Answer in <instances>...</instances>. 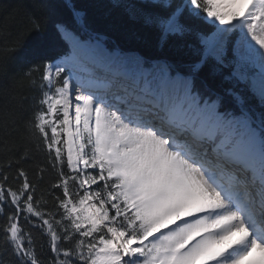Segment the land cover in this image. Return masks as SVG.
<instances>
[{
    "label": "snow or ice",
    "instance_id": "obj_1",
    "mask_svg": "<svg viewBox=\"0 0 264 264\" xmlns=\"http://www.w3.org/2000/svg\"><path fill=\"white\" fill-rule=\"evenodd\" d=\"M142 2L160 11L129 12L159 30L161 45L191 33V20L212 30L196 31L201 47L185 64L150 62L58 25L71 51L30 80L41 96L24 125L55 172V211L43 210L23 170L16 190L7 174L0 180V216L12 208L4 235L20 264H264V113L258 133L243 93L236 116L195 85L205 65L228 68L229 78L251 79L264 107V0ZM72 13L82 27L83 14ZM21 217L46 227L51 260L33 251Z\"/></svg>",
    "mask_w": 264,
    "mask_h": 264
},
{
    "label": "trees",
    "instance_id": "obj_2",
    "mask_svg": "<svg viewBox=\"0 0 264 264\" xmlns=\"http://www.w3.org/2000/svg\"><path fill=\"white\" fill-rule=\"evenodd\" d=\"M172 2L175 5L181 0ZM131 5L160 11L159 8H150L142 0H0V65L7 60L8 67L6 73L0 70V180L7 174L5 187L16 190L23 183V177L18 175L23 170L35 186L34 198L47 202V207L43 209L45 211H55L54 204H58L55 197L60 196L61 192L52 187L56 183L55 172L46 163L43 150L36 149L24 125L37 110L41 96L39 88L31 86L30 80L35 79L39 83L43 65L68 51L58 25L64 24L76 33H83L84 37L98 35L107 45L139 51L148 60L166 57L173 61L182 60L185 64L196 59L194 50L201 47L196 31L212 30L201 20H191V33L169 36L161 45L159 30L133 17L129 12ZM72 8L83 14L82 27L74 18ZM34 19L38 21V26ZM235 39L233 36L228 46L230 56ZM10 49H14V52L9 55ZM33 68L40 70L33 71L31 76L26 75ZM230 71L225 68L221 72H213L211 65H205L196 79V88L212 98L221 95V110L235 113L241 109L228 90L243 93L246 108L255 113V108L260 105L258 97L246 82L229 78ZM41 168L45 171L41 172ZM3 207L5 215L0 216V261L3 264H20L10 242H6L3 230L5 217L12 208L9 205ZM56 219L60 217L57 215ZM39 223L35 218H32L31 224L20 218L21 227L31 234L33 251L47 262L54 254L50 249L46 227L34 226Z\"/></svg>",
    "mask_w": 264,
    "mask_h": 264
},
{
    "label": "rangeland",
    "instance_id": "obj_3",
    "mask_svg": "<svg viewBox=\"0 0 264 264\" xmlns=\"http://www.w3.org/2000/svg\"><path fill=\"white\" fill-rule=\"evenodd\" d=\"M67 30V29H66ZM68 31H70V30H68ZM71 32V31H70ZM235 48V43H234V46H233V49ZM122 51V50H121ZM123 52H125V53H129L128 51H123ZM135 55H137V53L135 54ZM139 55V54H138ZM56 62V61H55ZM255 72H258V70L257 69H255L254 70ZM252 72L250 71L249 73H248V75H249V77H251L252 76ZM236 79H238V78H236ZM242 82H246V84H249V86H251V88H252V90H253V92L259 97V95H258V92H256L254 89H253V87H252V82H251V79H248V80H245V81H242ZM228 92H231V93H233L234 95H238V94H236V93H234L232 90H228ZM257 110H256V108H255V118L250 114V113H248L249 114V116H250V118H251V121H252V127L253 128H255L256 130H257V132L259 133V130H260V119H261V115H260V113L259 112H256ZM234 115H236V116H240L241 115V113L240 114H235V113H233ZM257 146H258V144H257Z\"/></svg>",
    "mask_w": 264,
    "mask_h": 264
},
{
    "label": "bare ground",
    "instance_id": "obj_4",
    "mask_svg": "<svg viewBox=\"0 0 264 264\" xmlns=\"http://www.w3.org/2000/svg\"><path fill=\"white\" fill-rule=\"evenodd\" d=\"M68 31V30H67ZM70 32V31H69ZM62 35H63V37L68 41V39L64 36V34L62 33ZM69 42V41H68ZM69 45H70V47H71V44L69 43ZM130 54H136V53H133V52H129ZM138 55V54H137ZM139 56H141V55H139ZM141 57H144L143 55L141 56ZM63 58V57H62ZM62 58H60V59H58V60H61ZM53 62H55V61H53ZM52 63V62H51ZM87 68L86 67H84V66H81V65H77V66H75L74 68H73V71H74V73H79V74H81V75H83V76H87ZM257 70L259 71V69L257 68Z\"/></svg>",
    "mask_w": 264,
    "mask_h": 264
}]
</instances>
